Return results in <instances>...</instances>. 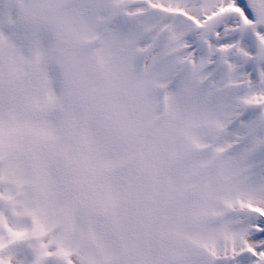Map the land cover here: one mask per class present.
<instances>
[{
  "label": "snow or ice",
  "instance_id": "snow-or-ice-1",
  "mask_svg": "<svg viewBox=\"0 0 264 264\" xmlns=\"http://www.w3.org/2000/svg\"><path fill=\"white\" fill-rule=\"evenodd\" d=\"M0 264H264V0H0Z\"/></svg>",
  "mask_w": 264,
  "mask_h": 264
}]
</instances>
